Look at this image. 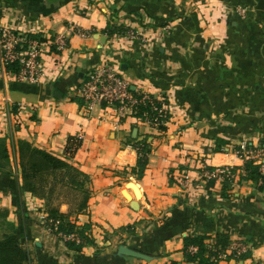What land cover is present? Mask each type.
<instances>
[{"label":"crops","instance_id":"0c3cea01","mask_svg":"<svg viewBox=\"0 0 264 264\" xmlns=\"http://www.w3.org/2000/svg\"><path fill=\"white\" fill-rule=\"evenodd\" d=\"M0 26L69 38L45 59L42 83L0 73V137L12 160L0 169V238L15 234L36 264H197L187 260V236L229 233L251 250L218 264H264L262 182L231 184L224 197L220 184L209 193L203 174L241 168L236 145L264 139V0H0ZM113 26L144 37L116 36ZM104 63L133 90L167 100L166 129L84 104L78 87ZM139 141L149 150L140 178ZM20 144L66 159L73 176L38 168L30 179ZM52 208L86 228L81 251L43 227L39 215Z\"/></svg>","mask_w":264,"mask_h":264},{"label":"built area","instance_id":"2783aa9c","mask_svg":"<svg viewBox=\"0 0 264 264\" xmlns=\"http://www.w3.org/2000/svg\"><path fill=\"white\" fill-rule=\"evenodd\" d=\"M236 10L242 16H245L248 11L244 6L238 7ZM112 29H117L114 35L126 39L140 40L144 37L135 28L129 26H113ZM73 32L82 37H87L90 34L80 26H73ZM68 46L69 38L63 33L44 39L0 26V73L7 72L10 64L19 62L20 68L18 72L14 73L18 80L32 84L42 83L47 74L45 59L52 53L64 52ZM77 91L85 105L92 106L99 103L114 107L119 116L139 115L141 121L159 128L167 124L172 113L171 107L164 97L144 89L133 90L130 82L108 63L91 69ZM81 139H83L82 134L78 136V140ZM235 152L243 162L247 159H255L257 163L261 164V170L264 171V148L260 143L254 144L245 139L236 145ZM203 174L205 182L216 179L217 184L220 185L226 181L237 185L241 184L239 179L246 174V170L244 166L241 168L223 166L204 169ZM39 218L48 232L58 235L64 242L68 240L83 242L84 238L79 232L66 233L60 230V220L50 216L48 212L42 211ZM213 243L214 241L209 242L208 247L213 252L211 259L217 264L230 259L240 261L251 250V245L242 240H234L224 248L215 247ZM198 249V246L191 245L188 251L195 254Z\"/></svg>","mask_w":264,"mask_h":264},{"label":"trees","instance_id":"16d2710c","mask_svg":"<svg viewBox=\"0 0 264 264\" xmlns=\"http://www.w3.org/2000/svg\"><path fill=\"white\" fill-rule=\"evenodd\" d=\"M196 16L198 14L195 12ZM117 29H112L111 32H116ZM20 68L19 62H14L8 66V71L12 73L18 72ZM161 129H166V125H162ZM225 142V141H224ZM264 148V139L260 143ZM218 147L222 146V142H219ZM137 149L139 151V159L137 166L132 169V173L136 174L138 178L142 177L145 173L148 164V149L146 148V144L143 141H139L137 145ZM73 147L68 146L67 151L69 155L73 154ZM20 153L29 152L30 154L36 155V159L33 163L35 167L33 171L38 168H52L53 170H59L62 172H66L69 175L73 176V170L75 171V167L69 163L66 159L58 157L46 150L39 149L36 147H31L30 145H22L20 144L19 148ZM246 174L239 179V183L244 182V180H250L252 182H259L260 188L264 189V171L261 170V164L257 163V161L253 158L245 160L243 164ZM209 169H212L209 167ZM73 178V177H72ZM216 179H210L206 181L205 187L209 191L210 194H213V188L216 186ZM221 194L224 197L230 196L229 190L231 186L230 181H226L222 185ZM50 216L58 218L60 220V230L66 233L79 232L81 236L84 238L83 242H78L77 240H68L66 241L67 247L74 251H81L83 247L91 241L90 237L86 234V228L80 229L75 222H72L67 215H64L57 209H50ZM215 240L213 245L215 247H227L232 242V237L229 233H218L215 236L208 234H198V235H189L185 238V253L188 261L196 262L197 264H217L211 259L212 251L208 247V243ZM196 245L199 247L197 253L191 254L188 251L189 246ZM249 254V253H248ZM248 254L244 255L243 258H246ZM0 264H36L32 261L28 251L21 246L18 237L15 234H5L2 238H0Z\"/></svg>","mask_w":264,"mask_h":264},{"label":"rangeland","instance_id":"374dc122","mask_svg":"<svg viewBox=\"0 0 264 264\" xmlns=\"http://www.w3.org/2000/svg\"><path fill=\"white\" fill-rule=\"evenodd\" d=\"M7 144H8L7 139L5 137H0V169H9V168L11 169V167H12V164H11L12 160H11V158L10 159L8 158V154H7V151H8L9 155H10V148L7 147ZM36 158H37L36 155H34V154L32 155L29 152L26 153L25 157L21 154L20 158H19L20 167L26 168L29 170L28 176L30 177V179L34 177V176H32L33 175L32 171L35 168L33 166V163H34ZM13 160H15V159H13ZM48 211L49 210L46 209V212H48Z\"/></svg>","mask_w":264,"mask_h":264}]
</instances>
